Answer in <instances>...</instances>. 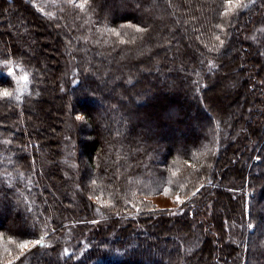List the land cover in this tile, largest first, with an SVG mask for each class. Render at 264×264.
<instances>
[{
	"label": "trees",
	"instance_id": "16d2710c",
	"mask_svg": "<svg viewBox=\"0 0 264 264\" xmlns=\"http://www.w3.org/2000/svg\"><path fill=\"white\" fill-rule=\"evenodd\" d=\"M262 11L264 0H233L231 6L228 0H88L83 10L68 0H0V208L6 219L12 212L27 222L23 228L13 221L4 225L0 214V256L41 236L36 247L49 238L61 246L67 227L75 222L81 230L79 221L96 216L100 223L85 241L72 227L79 242L65 264H199L202 258L201 264H264V211L259 209L264 208V182L258 169L264 166V70L257 56L262 40L247 39ZM20 20L33 27L28 30L33 35L50 28L60 56L51 73L42 69L40 48L29 52L25 35L19 41L7 35L1 42L5 29L19 27ZM236 48L242 56L246 53L240 71L251 70L240 85L256 100L247 109L255 117L244 123L238 138L233 137L235 123L223 122V109L217 115L210 110L216 100L212 82L230 68L228 55ZM173 54L177 62L169 60ZM237 56L235 52V61ZM140 67L150 71L138 76ZM113 78L118 80L110 86ZM172 82L184 93L177 90L167 99L162 88ZM50 85L56 95L70 97L90 125L85 130L83 122L70 116L74 137L85 136L79 138L78 153L69 147L77 158L81 191L70 208L52 194L60 201L66 195L56 190L58 177L47 179L53 164L45 166L40 153L51 138L32 117V106L45 114L43 95ZM152 90L168 102L166 107L147 102ZM4 91L11 95L3 96ZM116 92L131 98V104ZM144 106L148 111L143 116ZM132 116L139 119L134 124ZM192 124L201 131L189 132ZM182 125L187 128H178ZM150 127L156 129L153 137L140 135V129ZM70 135L57 138L61 146ZM58 142L44 157L63 154ZM165 189L186 199L180 213L157 209L147 199ZM224 201L229 207L221 214ZM168 223H174L175 232L160 238ZM192 224L203 233L193 249L187 241Z\"/></svg>",
	"mask_w": 264,
	"mask_h": 264
},
{
	"label": "rangeland",
	"instance_id": "374dc122",
	"mask_svg": "<svg viewBox=\"0 0 264 264\" xmlns=\"http://www.w3.org/2000/svg\"><path fill=\"white\" fill-rule=\"evenodd\" d=\"M10 10H11V7L8 6V10L5 14L6 20L10 17L9 16ZM261 15L264 16V11H262L260 15L258 16L260 17L261 20L258 19L257 23L259 24L256 26V29H253L252 32L247 36V39L252 43H256L262 40L260 42L261 45H259L260 47L258 48L259 52L257 53V56L259 59L258 63L261 64V67L264 70V57L261 55V52H260V49H262V51L264 52V39H263L264 38V18H262ZM188 19L189 17H186L187 21ZM4 28H7V25ZM30 29L31 30L33 29V27L30 26V24H25L24 20H20L19 27H14L12 29H5V34H3L2 36L1 42L6 41L8 37L7 35H11V39L14 38L18 41L20 40L19 35H25L29 43V46L27 47L29 52L33 54L34 49L40 48L44 55V63L42 65V69L44 71H48V72L50 71L51 73L53 69L52 67L55 66V63L59 61L60 56L58 55V51L55 48V45L53 43V36H49L48 34L49 33L48 31L50 30V28L49 27L48 28L46 27V29L39 28L40 32L35 30L36 32L35 35H33L32 32L29 33L30 31L28 32V30ZM172 44H173V41H172ZM24 48L26 49V46ZM235 52L238 53L236 61L234 59ZM253 54L255 55V53ZM244 57H246V53L244 54V56H242V53L238 51L237 48L232 49L228 55V64L230 65V68L228 70L221 71L220 74L222 75V78L220 80L215 79L214 80L215 82L214 81L212 82L213 84L216 85L213 87L214 91H212L216 97V100H214V103L210 104V108H211L210 110L212 113L217 115L220 113L218 112V110L223 109L222 110L223 111L222 118L224 120L223 122L225 123L228 122V124L230 125L231 124L230 122L233 121V123H235L236 125V128L234 130V136H233L234 138H238L239 133H241L244 130V123L247 121L249 122L253 117H255V113L253 112V110L252 111L249 110V112L247 111V109H252L255 107L254 103H256V100L255 101L252 100V97L254 96V94L252 92H247L243 90L242 86L240 85V78L243 75H245L246 72L251 71L249 67L246 68L247 71H245V69L243 72L240 71L239 68L241 64L243 65L245 64ZM169 60L170 61L174 60L175 62H177V57L175 56V54H173L172 56H170ZM147 71H150V70L147 69L146 67H140L136 69L138 76H140L143 72H147ZM59 75H60L59 70L58 71L56 70L55 77L56 76L59 77ZM159 79L165 82L167 81L166 77L161 78V76H159ZM50 80H51L50 84L52 85V79ZM117 80L118 78H113V80L109 83V85L113 86L117 82ZM150 81L153 83L154 79L150 77ZM23 82L25 81L23 80ZM51 85L49 89L45 91L43 95L44 102H45L43 112H45V114L43 115V113L39 112L40 110L38 108H35V106H32L31 107V110L33 113L32 117H33L34 124L40 128H43V130H45V133L47 134V137L51 138L50 143L47 144L46 141L45 143H43L49 149L51 148V146L54 147L55 144H57V142L59 141L57 140V138L60 135H62L65 132H69L71 134L70 135L71 139H68L66 140V142L62 143V146H61V142H58V145L63 152V154L59 158L54 159L52 157L49 158V156L44 157L43 154H47L46 152L48 148L47 149L43 148L40 153V155L43 156L42 159H43V162L45 163V166H47V164H53V166L50 167L53 172L51 174V177L47 179L55 180L56 177H58L61 183L58 189L56 187V190L58 191V193L62 192V190L63 192L66 193L65 197H62L61 201L57 199L58 195L56 196V194L52 193L56 202H59V204H61L62 206L66 205L64 207L70 208L73 205H76L78 203L77 195L81 193V191H79L80 189L76 185V183L78 182L77 169L75 168L76 166L75 164L77 163L76 161L77 158L76 156H74V152H72L70 148L72 146L73 148L75 147L77 149L76 153H78V151L81 149L79 141L81 139H85L84 134H81L80 137H78V139L74 137L75 129L70 123V119H71L70 116H73V118L75 117L77 121L83 122L85 126V130H88L90 128V125L85 121V118L81 114L75 111L74 105L72 103V99L70 97L67 98L66 95H63V96L56 95L55 89ZM162 89L164 90L163 92H165L166 95L168 96L167 99L174 98L176 94L173 95V93L177 90L180 91V95L184 93V90H181L180 87H178V85L175 82H172L171 84L163 86ZM116 96H119V98L124 100L126 105L131 104V98L128 99L127 97H124V96L120 97L121 95L117 94V92H116ZM148 101L151 102V104H157L158 102L165 104V107L167 106V103H168L164 101V99L162 100V98L158 97L156 90H152L151 95H149L147 98V102ZM133 102H134V99L132 98V103ZM147 111H148V108L146 109V106H144L143 110L140 111L141 112L140 114H143L144 116L146 115ZM195 112L193 110L192 112H189V114L191 116H194L196 114ZM42 115L44 116L45 120L42 119ZM137 120H139L137 116L131 117L132 124H134V122ZM184 127L187 128V125H184V126L182 125V127H178V128H182L183 130ZM176 128H177L176 125H172L171 127L172 130H176ZM187 130L191 133L201 131L198 127H196L195 124H192V127ZM154 132H156V129L151 128V127L149 131L146 130L145 128L140 129V135L145 136L147 138L148 137L151 138V136L153 137ZM60 168L63 170H61ZM258 169L260 170V172H262V178L264 182V166H259ZM175 197H176L175 194L162 193V194H156V195L153 194L149 196L147 199L157 209H163L167 211L180 213V211L183 210V208L181 207L182 204L177 203L175 201ZM181 199H183L184 201L186 200L183 197H181ZM262 204H264L263 200H262ZM228 207H229L228 202L224 201L222 205H220V208L218 210L221 214H223L227 212ZM3 209L4 207L2 206L0 208V214L5 217L4 220L2 221L4 225L9 224V221H13L17 223L18 226L22 228L25 227L27 222L23 217L15 218V216H13V213L10 212V213H7V219H6V216L3 215L4 214ZM259 209L262 212L264 211V208L261 205L259 206ZM93 214L99 215L98 210L94 209ZM100 219L101 218H97L96 216H91L90 219L89 217L88 218L84 217V219L78 222V224H81V223L84 224L81 230H79L76 227L75 224L77 223L74 222V224L71 227L66 228V231L68 232L64 234L63 236H61V238L63 237V240H64V243H62L61 246H59L58 242L57 243L53 242L56 239L54 240L52 238H49L47 243L42 247H36V245L30 244L27 249L21 250L19 247V244L21 242H19L14 247L13 251L7 252V253L5 251V253L1 254L0 264H10V262L11 264H65L67 260L66 259L67 256L70 254L71 251L75 250L76 246L78 245L79 240L85 241L89 236H92V235L94 236L93 229L95 225H97V223H100ZM204 219L205 218L203 217L202 220ZM168 225L169 226L166 227L167 229L164 232H160L161 234L160 233L158 234L160 238H162L163 236L172 235L173 231L175 232L174 223H170V224L168 223ZM191 226H192L190 228L191 236L189 240L187 241L188 243H191V246L193 249L199 244V238L203 235V233L199 232L196 225L192 224ZM72 227H73V230H78V234L76 237L82 236L77 241H75L72 237V233H71ZM152 239H154V237H152ZM57 240L59 241V238ZM161 246H163V253L161 252V255L163 257L162 259L165 262H167L169 260V255H168L169 253L167 252L163 244V241H161ZM190 249L191 248H187L186 249L187 251L182 250L180 256L181 257L185 256V253L187 254V252H189ZM203 260L204 258H202V260H199L198 263L199 264L203 263L201 262ZM250 264H254V262H251Z\"/></svg>",
	"mask_w": 264,
	"mask_h": 264
},
{
	"label": "snow or ice",
	"instance_id": "6c2138e0",
	"mask_svg": "<svg viewBox=\"0 0 264 264\" xmlns=\"http://www.w3.org/2000/svg\"><path fill=\"white\" fill-rule=\"evenodd\" d=\"M68 2L69 3H73L74 6L79 7L81 10L85 9V7L88 6V0H80V3L79 4H76V0H68ZM228 4H229V6H231L233 4V0H228ZM237 6H241V5L240 4H237ZM228 10L229 9H225V13L226 14H227ZM41 11H43V9H41ZM218 27H219V25H218ZM108 31L114 32L116 35H120L119 33H116L115 32V29H108ZM137 31H142V29L137 28ZM216 39H219V37H216ZM22 79L24 81H27V79H28L27 75H24L22 77ZM10 95H11V93L8 92V91H4L3 92V96H10ZM167 192H168V189H165V193L166 194H167ZM195 194H196L195 192L192 193V195H195ZM175 201L177 203H179V204H183L185 202L183 199H181V197H180L179 194L176 195ZM137 210L139 211V209H137ZM248 227H252L251 223H249ZM42 240H43V236H41V238L40 239H37V240H32V241L24 240L23 242H21L19 244V247H20L21 250H24V249H27L30 244L31 245H40L41 242H42ZM10 264H11V262H10Z\"/></svg>",
	"mask_w": 264,
	"mask_h": 264
}]
</instances>
